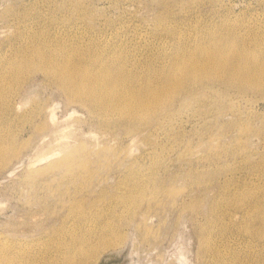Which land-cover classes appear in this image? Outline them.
Returning a JSON list of instances; mask_svg holds the SVG:
<instances>
[{
    "label": "rangeland",
    "instance_id": "obj_1",
    "mask_svg": "<svg viewBox=\"0 0 264 264\" xmlns=\"http://www.w3.org/2000/svg\"><path fill=\"white\" fill-rule=\"evenodd\" d=\"M83 11L89 15H79ZM219 26L224 35L251 45L252 70L262 66L264 0H0V60L30 41L32 32H54L98 45L121 39L130 63L147 71L148 63L161 67L165 57L192 47ZM261 88L243 93L234 85H200L192 96L179 94L173 115L160 125L107 126L88 106L68 101L42 72H34L11 99L18 111L27 110L26 100L36 96L43 107L34 119L13 122L24 144L0 171V241L43 242L62 225L79 224L83 232L89 225L90 232L99 218H107L117 197L113 214L125 216L121 196L154 173L163 184H151L136 204H129L130 217L122 225L130 234V249L99 264H122L137 256L142 264H179L174 251L180 244L189 251L186 264L256 260L264 232L253 237L242 230L241 212L216 221L210 207L225 199V191L264 188ZM191 173L211 177L195 181ZM207 222L208 231L202 230ZM207 233L208 245L220 253L198 254L199 239Z\"/></svg>",
    "mask_w": 264,
    "mask_h": 264
},
{
    "label": "bare ground",
    "instance_id": "obj_2",
    "mask_svg": "<svg viewBox=\"0 0 264 264\" xmlns=\"http://www.w3.org/2000/svg\"><path fill=\"white\" fill-rule=\"evenodd\" d=\"M86 12L79 15H89ZM224 31L222 26L215 30L209 29L192 47L165 57L166 62L157 69L146 59L142 63H148L147 71H139L138 64L130 63L128 51L121 39L98 45L95 41L86 42L82 36L72 34L63 36L53 32L39 35V31L32 32L30 41L0 60V171L19 156L24 144L19 139V128H13V122L32 120L42 111L43 104L37 96L26 100V104L28 101L30 105L25 104L29 106L25 111H18L11 103L13 94L36 71L45 75L48 84L51 82L60 88L68 101L88 106L90 111L101 117L102 121L99 122L107 126L123 122L133 127L142 124L160 125L173 115L177 96L182 93L192 96L200 85H234L243 93L262 89L264 62L260 68L252 70L254 60L251 58V45L232 34L224 35ZM58 107L55 104L54 109L51 108L50 119H55V109L58 110ZM43 124L41 122L38 126ZM70 153L68 151L64 156ZM191 175L195 181H208L211 177L209 173L204 176L196 173ZM151 184L159 186L163 180L153 173L152 178L145 183H132L127 194L120 198L122 203L125 202L126 215L113 214L118 207L117 197L108 209L107 218H99L98 226L90 232L89 225L86 232L82 231L79 224L68 229L62 225L61 228H54L43 242L0 241V264H99L130 249L131 242L127 241L130 234L127 237L129 232H124L122 225L130 217L129 206L136 204ZM225 189H228L227 186ZM225 193L227 196L224 200L210 207L215 220L221 221L225 216H232L228 213L231 211L241 212L238 226L253 237H263L264 188L255 191L251 188L230 190ZM198 205L197 202L190 203L194 210H197ZM79 219L83 220L85 216L81 214ZM208 222L202 230L208 231ZM222 227L219 228L221 232ZM208 242L210 235H201L198 254L220 253L210 247ZM260 247L256 250V260L252 262L249 256L247 259L233 260L217 258L216 262L212 260L210 264H264V242L260 243ZM175 249L174 255L179 264H186L184 260L189 258V251L183 244ZM137 258L131 262L127 258L122 264H142Z\"/></svg>",
    "mask_w": 264,
    "mask_h": 264
}]
</instances>
